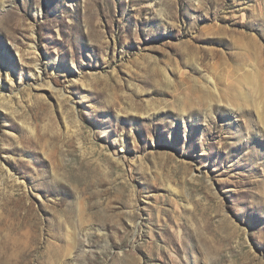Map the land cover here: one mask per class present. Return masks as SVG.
<instances>
[{"label": "rangeland", "instance_id": "rangeland-1", "mask_svg": "<svg viewBox=\"0 0 264 264\" xmlns=\"http://www.w3.org/2000/svg\"><path fill=\"white\" fill-rule=\"evenodd\" d=\"M0 264H264V0H0Z\"/></svg>", "mask_w": 264, "mask_h": 264}, {"label": "bare ground", "instance_id": "bare-ground-1", "mask_svg": "<svg viewBox=\"0 0 264 264\" xmlns=\"http://www.w3.org/2000/svg\"><path fill=\"white\" fill-rule=\"evenodd\" d=\"M250 77H251V78H250ZM246 78H247V77H244L245 81L248 82V80H249V84L251 83V85H252L254 88H257V89H258V85H259V84H258V79H257L256 76H249V77L247 78V80H246ZM241 85H243V84H241ZM238 86H239V85H238ZM236 87H237V86H236ZM243 89H244L243 86H240V87H237V88L234 87V90H236L237 94L242 93Z\"/></svg>", "mask_w": 264, "mask_h": 264}]
</instances>
